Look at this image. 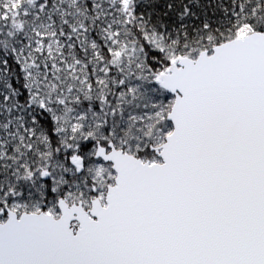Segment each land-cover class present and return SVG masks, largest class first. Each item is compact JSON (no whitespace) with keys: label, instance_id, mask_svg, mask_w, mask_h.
I'll list each match as a JSON object with an SVG mask.
<instances>
[{"label":"snow or ice","instance_id":"1","mask_svg":"<svg viewBox=\"0 0 264 264\" xmlns=\"http://www.w3.org/2000/svg\"><path fill=\"white\" fill-rule=\"evenodd\" d=\"M0 264H264V0H0Z\"/></svg>","mask_w":264,"mask_h":264}]
</instances>
